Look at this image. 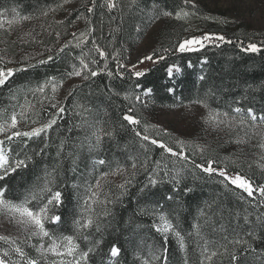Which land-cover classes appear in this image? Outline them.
Wrapping results in <instances>:
<instances>
[{"label":"trees","instance_id":"16d2710c","mask_svg":"<svg viewBox=\"0 0 264 264\" xmlns=\"http://www.w3.org/2000/svg\"><path fill=\"white\" fill-rule=\"evenodd\" d=\"M86 3L87 0H68V3L65 0H0V8L15 9V13L9 11V19L13 15L31 17L15 26L23 32L21 36L16 35L18 39L27 38L26 51L33 49V53L22 58L21 63L24 64L13 68L20 70L0 85V123L10 117L13 111L17 114L23 111L27 122L24 119L19 122L27 127L38 126L32 124V120H46L49 108L48 105L40 104L43 95L33 90L51 77L56 78L57 84L66 82L69 79L67 73L72 71L73 66L79 69L81 52H88L93 47L92 41H97L107 53L106 61L93 53L99 67L93 64L92 68L100 72L98 76L90 77L87 81L81 78L67 91L61 102L66 110L62 118L58 119L57 126L48 132L49 146L42 155L37 153L43 147L44 137L32 140L14 138L11 144L5 141L6 146L12 149L13 158L17 154L19 159L31 157L27 167L0 180V187L7 189L5 199L22 201L37 186H42L46 172L51 173L55 168L57 171L53 173L55 183L52 186L62 192V205L54 212L62 220L57 224L46 223V228L56 237L72 235L82 250L92 247L94 240H100L101 243L90 253L88 264H141L138 259L141 252L151 255L153 250L157 255L166 250L167 264H185V260L189 264H198L201 258V235L205 239L219 241L222 235L248 231L243 221L247 209L253 213L250 220L256 226L253 229L255 238H245L256 251L242 256L240 264H264V227L256 222L260 209L251 208L246 199L247 194L234 186L225 189L216 177L210 178L194 170L190 164L185 167L182 161L168 156L157 146L149 144L145 152L131 131V126L122 121V114L128 106L124 96L129 94L134 99L135 95L140 94V88H150L152 93L148 104L136 106L135 115L141 121L139 130L143 132L147 127L148 135L174 149L176 147L167 134L149 132L155 126L156 117L164 110L200 104L208 112L222 117L228 113V118L235 115L232 112L235 107H252L257 114L264 112V39L258 40L253 32L242 26L233 29L228 20L207 15L201 27H206L208 34L224 36L225 41L220 42L219 46L212 44L197 51L180 53L175 51L178 42L189 38L186 36L187 20L184 18H189L194 11L185 4V0H120L121 8L111 14L98 4L93 15L77 20L76 16L85 11ZM165 11L172 15L165 16ZM178 11L181 12V21L175 17ZM44 12L48 14L45 16ZM184 12L188 15L184 16ZM158 19H162L165 25L155 36L160 39L161 48L152 55L154 59L160 55L166 59L158 63H138L136 69L127 66L119 68L118 63L123 64L126 54L145 36L147 26ZM57 32L61 33L59 40L56 38ZM73 32H90L87 44L76 47ZM69 40H72V44L59 52ZM19 43V40H7L9 53H16ZM249 43L257 44L260 51L245 52L239 47L242 44L246 48ZM49 55L53 56L50 61L47 60ZM36 57L41 58L29 64ZM4 60L6 62L0 63V68L7 69L13 65L12 61L7 63L9 60ZM41 60L47 62L40 63ZM204 60L207 62L202 63ZM105 63L107 69H104ZM172 64L182 69L174 80L166 74V68ZM109 71L113 73L111 77ZM134 71H142L145 75L136 78ZM118 73H122V77ZM201 76H204L203 80ZM170 87L175 89L173 93L167 91ZM85 108L91 110L93 116L106 121L107 128L113 132L111 139L105 137L100 147L91 151L87 147L85 132L77 128L82 123L79 113L84 112ZM235 127L230 134L232 138L243 133L242 126L236 124ZM24 140H27V146ZM61 140L66 142L64 158L57 156ZM69 151L73 152L72 157H68ZM193 152H188L190 159L201 162L200 152ZM250 153H253L252 150ZM217 154L216 149L203 153L205 158L216 159L219 162L217 167L243 171L255 181L264 183V167L256 165L255 161L243 159L237 164H229L224 162L223 154ZM130 156H138L141 162L147 156L149 170L156 168V162L159 161L161 174L163 170L175 174L177 170L183 169L180 184L175 185L164 177L155 187H145L148 173L139 168L133 170ZM246 157L249 158V154ZM95 159H105L107 163L94 169L92 161ZM118 166L123 171L111 174ZM101 172L110 174L101 179L103 195L99 197L100 202L93 205L95 215L99 217L100 231L96 232L93 226L80 234L74 222L84 211L87 186L95 184ZM112 175H115V179H107ZM127 180L131 183L121 190L119 185L125 184ZM105 195L114 202L104 203ZM168 196L173 199L168 200ZM242 196L245 199H241ZM209 204L212 205L211 209L208 208ZM161 205L163 213L184 237L183 248L175 235H168L165 240L161 233L154 231L152 224L155 218L141 212L142 209L150 211ZM201 210L205 212L204 217L200 215ZM105 211L110 215H103ZM237 213H240L239 217ZM208 216L212 219L205 223ZM197 224L201 225V235H197L194 227ZM83 235H88L89 239H83ZM113 244L121 249L117 258L109 254ZM158 264H164L163 260ZM215 264H228L227 258L218 257Z\"/></svg>","mask_w":264,"mask_h":264},{"label":"snow or ice","instance_id":"6c2138e0","mask_svg":"<svg viewBox=\"0 0 264 264\" xmlns=\"http://www.w3.org/2000/svg\"><path fill=\"white\" fill-rule=\"evenodd\" d=\"M134 2V0H133ZM191 2V6L195 8L194 0H185V4ZM65 3H68V0H65ZM102 9H106L107 13L111 14L115 12L117 9L121 8L120 0H103L100 3V0H87V3L84 5L85 11L80 15L76 16V19L79 20L81 17H90L93 15L97 9V6ZM9 11L15 13V9L9 10L8 8H0V30L11 31L12 27L19 23L21 20H29L31 17L29 16H18L13 15L12 18H8ZM54 11V10H53ZM47 12H44L43 15H47ZM165 16L172 15L167 11L164 12ZM184 16H187L188 13L184 12ZM176 19H181V12L175 13ZM5 23L8 25L5 28ZM90 32H80L77 34L76 32L72 33V37L76 40V47H81L82 45H86L88 41V37L90 36ZM61 33H56L57 40L60 39ZM225 37L221 35L214 34H204L199 37H191L185 39L181 42H178V47L175 51L180 53L188 52V51H197L199 49H203L208 45L214 44L215 46H219L220 42L225 41ZM72 44V40H69L66 44H64L59 52H63L66 48H68ZM93 47L89 49L88 52H81V56L79 59V69L76 66H73L72 71L68 72L67 75L69 78L71 77H80L83 81H87L90 77H96L100 74L99 71L93 70L92 65L97 64L96 59L93 57V53L97 54L101 60L107 59L106 51L98 44L97 41H92ZM198 46V47H196ZM242 51L256 53L260 51V47L255 43H249L245 48L242 44L239 45ZM51 51V49H49ZM165 52L168 49H164ZM89 57H93L89 60ZM53 56L49 55L47 60H52ZM166 59L165 56L160 55L155 57L154 55L143 57L139 63H144L145 61H153V63H158L161 60ZM6 61L2 56H0V63H5ZM11 61H7L10 63ZM40 63H46V60L39 61ZM204 60L202 63H206ZM191 66V65H189ZM97 67L99 65L97 64ZM119 68H124V64H119ZM132 69H136L137 65L133 64ZM104 69H107V63L104 65ZM20 69L0 68V85H3L6 80L14 75L15 71H19ZM182 71L181 67L176 64L169 65L166 68V74L169 79H173L175 74L180 73ZM122 77V73H118ZM108 75L111 77L113 75L112 72H108ZM133 75L136 78L142 77L145 75L142 71H134ZM201 80L204 79V76L200 77ZM62 84L63 82L60 81ZM51 87V91L54 94L57 89V82L55 77L49 78L43 85H39L34 91L42 94L47 97V89ZM139 88V85H137ZM140 93H142L143 97H148L152 93V89L150 88H140ZM167 91L169 93H173L175 91L174 88H168ZM71 95V93H70ZM50 103L48 105L49 115L46 120H32V124L38 125L32 127L28 131H20L18 129V124L20 119H24L27 122V117H25L24 112L17 114L13 111L10 114V117L4 119L2 123H0V133L4 134V139L0 140V180H3L6 176H8L12 172H16L18 169L27 167V161L31 159V157H27L26 159H19V154H17L16 158H13L11 155L12 149L9 147L7 151H5V141L9 144L14 140V138H27V140H32L34 138L44 137L43 147L40 149V152L37 155H42L44 150L48 148V139L50 137L47 136L48 132L53 129L54 126H57L58 119L62 118V114L65 112V107L58 103L54 102V95L49 98ZM124 99L128 101V106L126 111L122 114V121L126 122L127 125L131 126V131L134 132L135 137L139 139L140 146L147 152L148 145H154L163 150V153L168 154V156L175 158L177 161H182L184 166L187 167L189 164L194 170H199L200 173L206 174L208 177H216L217 182L224 186L225 189L230 186H234L235 188H239L243 193L247 194V202L253 209H260V212L256 215V222L264 227V183H259L255 181L252 177L247 176L243 171H235L229 170L227 167H217V163H219L214 158H205L203 153L205 151L204 148H199L201 154V162H197L194 159H190L188 154V148L190 146L185 145L184 142L178 141L177 148H173L168 144L164 143L161 140L151 137L147 134V127L142 132L139 130L138 126L141 124L140 119L135 115L136 106L140 104H145L146 101L142 99L141 94L135 95L134 99L131 95L126 94ZM199 102V101H196ZM232 112L235 113L234 116H231L230 119L219 120L218 123L228 124L231 123L233 126L236 124L242 126L245 131V136L249 139L254 138L257 135H260L262 141H264V112L257 114L255 109L249 107L247 109H243L241 107H235L232 109ZM87 113V115H85ZM81 115L82 123L77 125V128L82 129L85 132V139L87 140L88 149L94 150L99 148L102 144L105 137L111 139L113 137V132L109 130L106 126V121L99 119L98 117L93 116L91 110L85 108L84 112L79 113ZM224 117L228 118L229 114L224 113ZM123 127V124H122ZM71 131V130H70ZM251 133V135L249 134ZM27 140H24L25 146H27ZM244 142L243 140H238L237 143ZM66 142L61 140L60 145L58 146L57 156L60 158H64L63 154L65 151ZM259 147L264 149V142L259 144ZM68 157L73 156V152L69 151L67 153ZM131 161V168L133 170L143 169L147 175V184L145 187H155L158 183L161 182V179L167 177L168 180L175 185H179L181 182V172L183 169L177 170L175 174H170L167 170H163L161 174L160 170V162H156V168L149 170L148 168V157L145 156L143 162L139 160L138 156L129 157ZM261 161L264 162V156L261 157ZM107 163L105 159H95L92 161L93 168L95 169L98 165L103 166ZM167 169V165L164 166ZM251 167V165H249ZM261 167H264V163L261 164ZM242 168V165H241ZM57 170L53 168L51 173L46 172L45 180L42 186H37L36 190H33L28 195L24 197L22 201L14 202L12 200L5 199L7 189L4 187H0V212L4 215L8 216L10 220L14 221L17 225H19L25 232L29 234L28 239L33 237L39 238L41 241H44L47 238L50 243L45 247L44 243H41L37 251L40 253L39 258H32L26 255L23 248L17 244V242L10 237L0 236V241L9 245L8 249H0V264H41L42 259H47L48 255L57 258L51 261V264H88L90 253L94 250L96 246H98L101 241L94 240L92 242L93 246L89 247L87 250H82L80 245L76 242V238L72 235H63V236H53L48 229L46 228V223L57 224L62 220L60 215L55 214L54 210L62 205V192L59 190H55L52 186L55 183V179L53 177V173ZM123 171V168L118 166L111 174H115L116 172ZM110 173L101 172L99 177H96L95 184H89L86 188V196L84 198V211L81 214V217L75 220V225L78 233L83 234L87 230L91 229L95 226L96 232L100 231V221L99 217L95 215L93 205L99 203V197L103 195L101 192V179L103 177H107ZM131 181L127 180L125 184L119 185L121 190L126 189V185L130 184ZM143 191V189H141ZM185 191H189V189H185ZM118 199V198H117ZM168 200H172V196L167 197ZM241 199H245V197H241ZM114 201L108 198L105 195L104 203L110 204ZM208 208L211 209L212 205L209 204ZM163 206H157L156 208L148 211L141 210L142 214L152 215L155 219L152 224V228L154 231L161 233L165 240H167L168 235H175L177 239L180 241L181 248L184 247V237L177 230L174 223L169 220L166 214L163 213ZM245 215L243 216L244 224L248 227V231L234 232L232 235H222L219 241L205 239L201 233L200 228L201 225L197 224L194 227L196 228L197 235H201V258L198 261V264H215V260L220 258H227L228 264H240V258L242 256H247L250 253H255L256 249L252 247L251 243L245 237L254 236L253 229L256 225L250 220V216L253 213L249 210H245ZM103 215H110L109 212L105 211ZM201 217L205 216V212L201 210ZM240 213H237V217H239ZM212 219L211 216H208L205 219V223H208ZM215 230V229H214ZM83 239L88 240V235H83ZM223 249V251H220ZM121 249L113 244L109 250L110 257L117 258L120 255ZM166 250L161 252L159 255L156 254V251L153 250L151 255H148L144 252H141L140 257L138 259L141 261V264H158L159 261L163 260L164 264H167L166 258ZM15 255L17 259L14 261L11 260V257ZM185 264H189L187 260H185Z\"/></svg>","mask_w":264,"mask_h":264},{"label":"rangeland","instance_id":"374dc122","mask_svg":"<svg viewBox=\"0 0 264 264\" xmlns=\"http://www.w3.org/2000/svg\"><path fill=\"white\" fill-rule=\"evenodd\" d=\"M194 2L195 8L191 6V2L188 3L194 10L191 16L184 18L187 20L185 25L187 37H199L208 34L207 28L201 27V25H203L202 21H206L207 15H209L213 18L218 16L222 20H228L233 29L239 26L246 28L249 32H253L255 37L259 38L258 40L264 39V0H194ZM181 20L182 18L179 19V21ZM173 21L176 22L177 20L173 19ZM163 22L162 19H158L147 26L145 36L132 51L126 54L122 61L125 66L131 67L133 64L137 65L143 57L150 56L160 50V39L155 36H157L161 28L165 25ZM7 27L8 25L5 23V28ZM22 33V30L17 29L15 25L11 31L0 30V52L3 54L2 57L13 62V65L7 68H15L18 65L24 64L21 63L22 58L33 53V49L26 51L27 38L21 40L16 36H21ZM7 40L13 42L19 40L20 43L17 44L19 47L16 48V53H9L8 44H6ZM23 45L25 46L23 47ZM40 58L36 57L29 64L33 63V61H38ZM140 67L142 66L140 65ZM180 73L175 74V77L179 76ZM80 80V77H71L66 82L57 84V89L54 94L51 91V87H49L47 89V97L42 96L40 98V104L44 106L49 105V98L53 95L55 97L54 102L61 104L70 87L79 83ZM140 94L142 99L148 104L149 96L143 97L142 93ZM156 118L154 122L155 126L149 132L159 135L160 133L167 134L176 148L178 146L177 142L182 141L185 145L190 146L188 152L191 153H194V150L200 152L199 148H204V152L216 149L218 151L217 155L219 153L223 154L224 162L229 164H237L239 161H243V159L255 161L256 165L259 166L264 163L261 161V157L264 156V149L259 147V144L264 141H262L260 135L249 139L245 136L246 130L241 128L243 133L237 134L235 138H232L230 134L234 132L236 125L233 126L231 123H218L219 120L230 118L210 113L200 104L164 110ZM31 128L20 122L18 124L20 131H28ZM249 134L251 135V133ZM3 139L4 134L0 133V140ZM238 140H243L244 142L237 143ZM4 147L5 151H7L8 147L6 143ZM250 150L253 153H250ZM247 154H249V158H245ZM104 178L106 177L102 179ZM107 179H115V175ZM0 236L10 237L15 240L23 248L26 255L29 257L32 256V258L40 257L37 249L41 243H44L45 247L50 243L47 238L44 241L36 237L28 239L29 234L2 212H0ZM8 248V244L0 241V249ZM15 259L17 258L13 255L11 260L14 261ZM53 259L57 258L49 254L47 259H42L41 262L51 263Z\"/></svg>","mask_w":264,"mask_h":264}]
</instances>
